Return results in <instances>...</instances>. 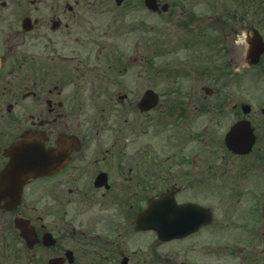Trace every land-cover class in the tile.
Listing matches in <instances>:
<instances>
[{
  "label": "flooded vegetation",
  "instance_id": "flooded-vegetation-1",
  "mask_svg": "<svg viewBox=\"0 0 264 264\" xmlns=\"http://www.w3.org/2000/svg\"><path fill=\"white\" fill-rule=\"evenodd\" d=\"M1 179L0 264H264V0H0Z\"/></svg>",
  "mask_w": 264,
  "mask_h": 264
},
{
  "label": "rangeland",
  "instance_id": "rangeland-1",
  "mask_svg": "<svg viewBox=\"0 0 264 264\" xmlns=\"http://www.w3.org/2000/svg\"><path fill=\"white\" fill-rule=\"evenodd\" d=\"M223 225L225 227H228V225H230V224H223ZM222 237L225 239H226V237L231 238L229 232L226 233L225 231H222ZM226 242L230 243L229 241H226ZM237 242H245V240L241 239V240H238ZM223 244H224V242H223ZM239 244H241V243H239Z\"/></svg>",
  "mask_w": 264,
  "mask_h": 264
},
{
  "label": "water",
  "instance_id": "water-1",
  "mask_svg": "<svg viewBox=\"0 0 264 264\" xmlns=\"http://www.w3.org/2000/svg\"><path fill=\"white\" fill-rule=\"evenodd\" d=\"M20 227L22 228V225Z\"/></svg>",
  "mask_w": 264,
  "mask_h": 264
}]
</instances>
